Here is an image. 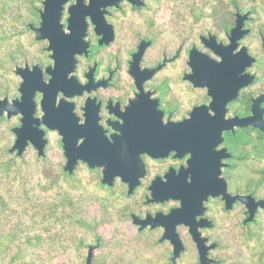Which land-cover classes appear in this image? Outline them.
I'll list each match as a JSON object with an SVG mask.
<instances>
[{
  "label": "flooded vegetation",
  "instance_id": "1",
  "mask_svg": "<svg viewBox=\"0 0 264 264\" xmlns=\"http://www.w3.org/2000/svg\"><path fill=\"white\" fill-rule=\"evenodd\" d=\"M35 9L36 21L28 22L34 26L41 8ZM56 9L63 34L51 36L47 50L49 39H35L28 27L38 52L14 62V93L7 95L10 102L19 97L22 78L15 69H25L33 103L28 134L46 140L44 153L38 155L30 138L19 153L8 151L21 124L18 113L0 115L13 122L7 151L46 157L54 134L62 172L96 171L101 186L126 196L127 225L155 243L143 252L145 261L132 264H222L215 236L237 230L239 221L246 225L242 203L225 208L220 195L209 196L202 213L183 214L193 216L191 225L205 238L203 262L190 223L167 214L179 207L180 199L172 197L177 189L214 184L217 172L230 194L261 198L235 185L240 171H264V134L250 125L254 99L264 94V0H66ZM258 108L264 121V100ZM68 146L76 155H111L112 170L122 175L102 183L104 165L90 167L81 159L68 173ZM126 171L142 173L132 193ZM173 231L177 254L168 237ZM95 257L94 251L90 264H100Z\"/></svg>",
  "mask_w": 264,
  "mask_h": 264
},
{
  "label": "rangeland",
  "instance_id": "2",
  "mask_svg": "<svg viewBox=\"0 0 264 264\" xmlns=\"http://www.w3.org/2000/svg\"><path fill=\"white\" fill-rule=\"evenodd\" d=\"M41 3V2H40ZM41 7V4L39 8ZM30 22V21H28ZM26 22V24L28 23ZM10 52H5L8 47H0V97L12 95L16 78L12 73L14 62H22L23 59L35 57L38 52V43L31 38L13 37ZM26 41L30 42L27 46ZM2 38H0V44ZM20 46L21 51L12 53L13 47ZM13 122L3 117L0 118V156L19 162L20 170L31 175L28 186L32 187L33 197L44 204L58 202L65 191L71 193V201L74 203L73 211L55 215L46 213V221L38 223L34 231L38 230L40 242L34 245H27L32 250L31 257L39 261V264H84L86 244L94 243L96 235L100 236V246L95 250V262L100 264H126L145 261L143 252H149L151 245L149 234H139L129 225L123 216L127 208L126 196L119 194L117 188L107 189L98 183L99 173L87 170L84 167L78 168L76 173L70 177L61 171L62 160L59 156V148L56 136H49L48 150L46 157H37L33 152L27 151L23 156H14L7 151L11 140L9 126ZM18 164V165H19ZM257 164V163H256ZM43 172L60 173L58 186L53 190L39 191L38 178L41 177L43 184H49ZM240 185L246 173L238 172ZM6 186L0 184L1 190ZM55 189L58 191H55ZM250 191H253L252 189ZM258 196L264 198V186L258 192ZM126 203V204H125ZM70 209V208H69ZM241 217V212H240ZM241 223V221H240ZM45 226V227H43ZM242 226H251L250 231L264 230V211L261 210L254 222L239 226V230H232L228 235L215 236L219 242L216 254L222 258V264H243L254 252L252 241L244 243ZM41 227V228H40ZM47 228V229H46ZM30 230L29 232H32ZM255 238V236H254ZM254 242V240H253ZM12 250V246L8 248ZM3 257L0 256V264ZM4 262V260H3Z\"/></svg>",
  "mask_w": 264,
  "mask_h": 264
},
{
  "label": "trees",
  "instance_id": "3",
  "mask_svg": "<svg viewBox=\"0 0 264 264\" xmlns=\"http://www.w3.org/2000/svg\"><path fill=\"white\" fill-rule=\"evenodd\" d=\"M40 6V0H0V38L2 43L8 47L5 52H10L13 43V37L31 38L32 32L26 25V22L36 21V9ZM27 46L30 42L26 41ZM22 53L23 48L14 46L11 52ZM24 55V53H23ZM258 160L263 159V155L256 154ZM9 158L0 156V184L4 183L5 190L0 188V256L3 257L2 264H39V261L31 257V251L27 245H34L40 242L39 231L34 229L37 224L46 221V213L58 219L55 215L69 213L73 211L74 203L71 201V193L63 192L61 200L58 202L42 203L33 197L32 187L28 186L31 175L20 170L22 166ZM44 176L49 179V184H43L41 177L37 182L41 189L39 191L53 190L58 186L60 173L43 172ZM71 175H68L70 177ZM236 188L239 192L253 190L255 196L264 186V171L247 172L244 179L241 180ZM55 191H57L55 189ZM58 192V191H57ZM70 208V209H69ZM240 217V212H239ZM240 221L237 230H239ZM242 225V224H241ZM45 227V226H43ZM244 243L252 241L254 252L243 264H264V230L259 231L251 226H242ZM41 228V227H40ZM47 229V228H46ZM33 230L32 232H29ZM236 230V231H237ZM255 236V238H254ZM254 240V242H253ZM12 246V250L8 248ZM4 260V262H3Z\"/></svg>",
  "mask_w": 264,
  "mask_h": 264
},
{
  "label": "water",
  "instance_id": "4",
  "mask_svg": "<svg viewBox=\"0 0 264 264\" xmlns=\"http://www.w3.org/2000/svg\"><path fill=\"white\" fill-rule=\"evenodd\" d=\"M66 0H41V9H39L40 14V21L36 26H34L31 23H28V27L33 31L35 39H41V38H48L49 44L46 46V49L49 50L51 47H53V43L51 42L50 37H58L63 34L61 27L58 23V9L61 8L62 3H64ZM69 8H72L71 6ZM55 15V16H54ZM54 16V17H53ZM55 62V61H54ZM16 73L21 75L22 80L19 83L18 91L20 93L19 97H16L12 100V102L9 101L7 95H3L0 97V115L5 113L6 117H9L11 114H20V126L15 128L14 131L16 133V139L13 143V145L8 149V151H12L13 149L17 148L18 153L21 151L22 145L25 143L27 138H30L34 144V146L37 148L38 155H43V147L45 143V139L42 140H36L32 138L28 134L29 130V124L31 122V114L33 111V103L31 101L29 93L26 91V86L28 84V79L25 74V69H21L20 67H17ZM264 100V94L258 95L254 99V108H252L255 122L252 125L253 127L259 129L264 134V121L261 117V108H258L259 102ZM52 128H55V126H49ZM65 139V137L63 138ZM112 150L113 147H110ZM79 152L78 155L74 154L73 147L68 146L65 150V163H64V170H68V173L72 172L73 167L75 166L76 159H81L82 161H86L90 167H92L94 164L100 165L103 164V170L101 173V182L102 183H109L110 178H112L115 175H122L121 171H115L112 170L114 167V164L116 163L111 158V155H105V156H89L86 153ZM92 159H97V162L91 163ZM218 173V174H217ZM216 173V181L214 184H210L208 181H203V183L198 186L197 188L187 187L182 189H177V193L175 195H172V197L179 198L180 204L179 207L173 208L169 211L167 216L169 218H174V221H184L185 223H190L189 231L192 235V238L196 241V245L199 252V258L203 262L205 261V250L203 249L202 242L205 238H200L199 232L196 230L195 227L191 225V222L193 220V216L190 217L184 216L183 214L188 213L189 211L191 213H202L205 209L204 207V201L208 199L209 196H218L220 195L221 199H223L225 208H229L231 204L235 201H239L242 203L245 207V214L246 216L242 219L243 224H247L248 222L254 221L255 214L257 212V209L263 208L264 209V198L261 197L259 199H255L253 194L251 192L249 193H234L230 194L227 190V182L224 177L220 176V172ZM127 174V182H128V193H132L134 187L137 185L139 179L138 177L142 175L141 172H131L126 171ZM219 176V177H218ZM151 188V186H150ZM151 219H149L150 221ZM169 239L174 244V254H177L179 251V248H177L178 243L180 242L177 239L176 233L173 231L170 236H168ZM99 245V239L97 238V242L95 244H91L88 246L85 262L86 264L91 263L92 256L94 254V251L96 247ZM182 245L180 244L179 247ZM212 246V245H210ZM209 246V247H210ZM206 261L207 260L206 258Z\"/></svg>",
  "mask_w": 264,
  "mask_h": 264
}]
</instances>
